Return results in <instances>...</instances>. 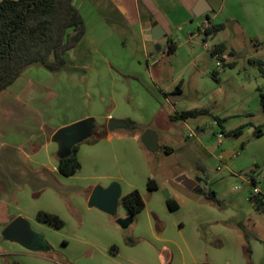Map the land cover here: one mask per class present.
Masks as SVG:
<instances>
[{"label":"rangeland","instance_id":"374dc122","mask_svg":"<svg viewBox=\"0 0 264 264\" xmlns=\"http://www.w3.org/2000/svg\"><path fill=\"white\" fill-rule=\"evenodd\" d=\"M220 2L214 24L225 28L206 37L212 24L204 26V17L190 16L188 25L173 33L178 46L173 54L169 40L148 41L152 56L146 57L140 38L114 30L118 34L99 45L91 32L87 47L94 67L81 78H51V86L62 96L61 109L59 97L51 101L55 118L61 122L90 115L98 130L78 143L84 166L73 176L51 172V183L13 186L11 213L22 214L47 247L30 250L5 240L0 232V264H264V210L249 198L255 188L252 179L264 192V109L259 98L264 75L249 62L264 59V0H248L245 15L243 0ZM96 6V0L85 4L87 10ZM218 43L227 46L225 61L219 58L221 67L210 53ZM108 63L121 69H109ZM178 85L182 94L168 101L164 92ZM194 108L210 113L169 120ZM125 115L138 133L156 131L157 150L138 145L123 129L109 131V139H96L110 118ZM205 126L215 133L197 136ZM237 128L242 132L234 135ZM258 128L263 130L260 136ZM93 138L99 143L91 142ZM180 174L198 179L204 195L175 184L173 178ZM111 177L121 189L126 181H134L143 193L146 206L127 228L115 221L124 210L121 199L114 215L87 204L86 189L106 185ZM149 178L155 179L158 190L147 191ZM130 190L124 189V194ZM208 190L219 203L206 198ZM169 198L178 210L168 208ZM38 211L58 214L64 226L38 222ZM194 235L198 245L191 241ZM164 245L171 247L172 256L163 251Z\"/></svg>","mask_w":264,"mask_h":264},{"label":"crops","instance_id":"0c3cea01","mask_svg":"<svg viewBox=\"0 0 264 264\" xmlns=\"http://www.w3.org/2000/svg\"><path fill=\"white\" fill-rule=\"evenodd\" d=\"M73 1L82 13L85 33L81 36L77 46L66 52V64L57 71H49L38 62L30 64L21 71L20 75L7 89L0 92V232H2L5 225L16 216L24 218L22 214L17 213L15 216L11 213L12 191L15 184H22L23 182V184H30L32 187H36L44 182H50V178L53 176L52 173L59 174L57 170L59 144L53 141V133L59 128L73 124L78 120L81 121L86 119L93 123L94 127L92 130H94V133L98 130L96 129L94 118L90 117V115L60 122L59 117L55 118L57 111L55 112V110L51 108V101L61 96V94L55 92L51 86V78L53 81H58V79L63 76L68 78L77 75V77L79 76V78H81L85 75L87 70L94 67L90 49L87 47V43H89L88 41L91 39V32H94L93 36L96 35V37H98L96 42L99 45H104V43L107 44V39L112 34L117 33L114 30H118V33L119 30H121L124 36L128 34L131 37L140 38L143 51L147 57V55L152 56V53H148V48L146 46L148 41H152L153 43L161 39L173 41L172 36L174 31H182L184 28L183 26H187L188 22H190L188 19L190 16H196L198 18L204 17V19L209 18L212 22L210 25H214V19L218 17L222 9L221 0H96L97 6L92 8L93 10H87V7H85L87 0ZM247 1L248 0H243L241 6L244 15L245 12H249ZM198 5H200L202 9H205V12L200 16L192 14V11L197 8ZM90 11V15H94L92 23H89L87 18V14H89ZM97 30H99V32H97L98 34H95ZM107 30H109L108 34L106 33ZM153 31H155V36H153ZM204 35L206 37L209 36L205 32ZM175 45L177 49L178 46L176 43ZM226 54L227 50L218 57L220 59H225ZM212 58H214L213 54ZM108 68L121 69L118 65H113L111 63H108ZM215 76H217V72ZM174 92L182 94L180 85L168 92H164V96L168 101H171L168 95ZM61 97H59L57 106V108L60 109ZM110 115L111 114H108L107 116ZM127 117L126 115L119 117V120H126L128 119ZM214 119L217 121L216 118ZM169 120L173 121L170 116ZM126 121H129L130 126L128 128H123V130H128L129 132H127V135L136 140L138 145H140V136L144 131L138 133L135 123L130 120ZM218 126L221 127L220 122ZM198 132L199 133L196 134L197 136H207L215 133L210 126L201 127L198 129ZM97 134H104L105 138L108 139L112 137L107 127L106 131L102 130ZM117 135L121 136V133H117ZM96 143H99V141H94V144ZM82 150L83 149L80 147L77 149V157L81 163V169L84 166ZM59 175L61 177H66L61 174ZM109 179V183L102 185V187L106 188L109 184L113 183V177ZM254 181L256 185V180L254 179ZM125 185L126 187L123 186L124 189L136 188L143 197L140 187H137L134 181H126ZM92 188H94V186H90L86 189L87 203ZM124 189H120V197L126 193ZM261 192L264 194L262 190ZM178 209L179 205L176 210ZM127 216H129V214L124 207V210L117 218ZM117 218L115 217V219ZM25 220L28 222L27 219ZM39 240L43 243L44 249L46 244H44L40 238ZM191 241L195 243V245H198L200 239L198 235H194L191 236ZM163 251L168 252V256L173 255V253H171V247L168 245L163 246ZM159 259L160 261H164L162 254H159Z\"/></svg>","mask_w":264,"mask_h":264},{"label":"trees","instance_id":"16d2710c","mask_svg":"<svg viewBox=\"0 0 264 264\" xmlns=\"http://www.w3.org/2000/svg\"><path fill=\"white\" fill-rule=\"evenodd\" d=\"M82 13L74 4L73 0H0V92L7 89L28 65L41 63L49 71H57L66 64V52L75 48L83 33L85 26ZM225 28L224 24L209 26L205 33L213 34ZM225 43L215 44L211 53L219 56L226 51ZM176 45L172 40L168 43V51L175 52ZM232 54V52H231ZM224 61V59H221ZM249 62L264 75V59L250 58ZM223 65V64H222ZM225 65H232L226 63ZM216 72H214L215 76ZM260 104L264 109V92L259 90ZM206 108L190 109L170 118L185 120L190 117H198L208 114ZM217 119V118H216ZM218 124L220 119L216 121ZM104 126V131L105 125ZM241 128L233 130L234 135L240 134ZM263 134L261 128L257 129L256 136ZM104 134L98 135L96 139L102 138ZM93 139L92 141H96ZM79 142L72 145L70 153L58 157V172L62 176H72L81 169V163L77 157ZM166 152L171 147H164ZM255 185V181L252 179ZM158 185L153 178L147 181V191L157 190ZM207 199L219 203L213 190L205 191ZM254 207L264 210V205L250 195ZM125 210L132 217L136 216L145 207V201L136 188L120 197ZM166 203L171 210H176L178 205L174 200L167 199ZM174 203V204H173ZM36 218L57 227L64 226L65 222L58 214L38 211ZM47 246L45 245V248ZM13 264H18L14 262Z\"/></svg>","mask_w":264,"mask_h":264},{"label":"water","instance_id":"95a60500","mask_svg":"<svg viewBox=\"0 0 264 264\" xmlns=\"http://www.w3.org/2000/svg\"><path fill=\"white\" fill-rule=\"evenodd\" d=\"M205 12L200 5L192 11L193 15L200 16ZM155 36V31H153ZM178 96L177 92L168 95L171 101H174V96ZM130 126L129 121L119 120L118 118H111L107 122V129L113 131L115 129L128 128ZM94 127L90 120H78L73 124L57 129L53 135V141L59 144L58 156L63 158L70 153L72 145L77 142H82L91 132ZM198 130L195 134H198ZM140 140L142 145L149 151L157 150V134L153 129H147L141 133ZM175 184L181 186L187 191L194 192L195 194H203L204 190L199 186V180L190 178L185 174H180L173 178ZM121 187L116 183H111L108 187L104 188L100 185H95L92 188L89 198L88 206L97 207V209L114 215L116 208H118V202L120 199ZM116 223L122 227L127 228L132 222L133 217L131 215L127 217H119L115 219ZM30 224L22 217L16 216L2 229L1 235L5 240L16 241L21 246L33 250L43 249V243L40 242L38 235L32 231Z\"/></svg>","mask_w":264,"mask_h":264},{"label":"built area","instance_id":"2783aa9c","mask_svg":"<svg viewBox=\"0 0 264 264\" xmlns=\"http://www.w3.org/2000/svg\"><path fill=\"white\" fill-rule=\"evenodd\" d=\"M211 21L209 18H205L203 20V25L208 26L210 25ZM212 50V49H211ZM219 55L217 53L213 54V57L217 60V67H220L222 65V62L219 61ZM225 61V59H224ZM215 124L218 125V123L215 121ZM218 138L222 136V133L217 134ZM252 197L256 199L257 201L261 202L264 205V194L261 192V190L255 185L254 191L252 192Z\"/></svg>","mask_w":264,"mask_h":264}]
</instances>
